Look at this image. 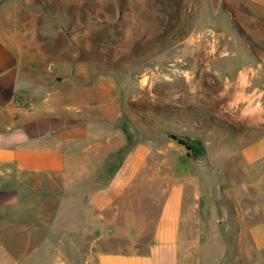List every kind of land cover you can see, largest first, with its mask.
Wrapping results in <instances>:
<instances>
[{"label": "rangeland", "instance_id": "rangeland-1", "mask_svg": "<svg viewBox=\"0 0 264 264\" xmlns=\"http://www.w3.org/2000/svg\"><path fill=\"white\" fill-rule=\"evenodd\" d=\"M0 45L69 96L114 85L138 140L210 141L193 162L183 264H199L202 236L219 247L214 264H229L224 239L240 264L264 221L254 170L235 152L264 134V0H0Z\"/></svg>", "mask_w": 264, "mask_h": 264}, {"label": "crops", "instance_id": "crops-1", "mask_svg": "<svg viewBox=\"0 0 264 264\" xmlns=\"http://www.w3.org/2000/svg\"><path fill=\"white\" fill-rule=\"evenodd\" d=\"M53 81L0 45V264H183L193 162L210 141L138 140L114 85H84L76 98ZM237 146L264 210V134ZM249 231L238 261L263 264L264 221ZM204 240L198 262L214 264L219 247ZM222 254L237 261L225 239Z\"/></svg>", "mask_w": 264, "mask_h": 264}, {"label": "water", "instance_id": "water-1", "mask_svg": "<svg viewBox=\"0 0 264 264\" xmlns=\"http://www.w3.org/2000/svg\"><path fill=\"white\" fill-rule=\"evenodd\" d=\"M210 1H211L212 7L214 8V10H217L219 7L220 0H210Z\"/></svg>", "mask_w": 264, "mask_h": 264}, {"label": "trees", "instance_id": "trees-1", "mask_svg": "<svg viewBox=\"0 0 264 264\" xmlns=\"http://www.w3.org/2000/svg\"><path fill=\"white\" fill-rule=\"evenodd\" d=\"M187 148H189L190 149V147L188 146Z\"/></svg>", "mask_w": 264, "mask_h": 264}]
</instances>
